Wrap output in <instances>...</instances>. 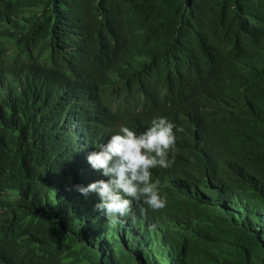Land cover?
<instances>
[{
	"label": "trees",
	"instance_id": "trees-1",
	"mask_svg": "<svg viewBox=\"0 0 264 264\" xmlns=\"http://www.w3.org/2000/svg\"><path fill=\"white\" fill-rule=\"evenodd\" d=\"M158 117L166 207L106 218L87 156ZM0 264H264V0H0Z\"/></svg>",
	"mask_w": 264,
	"mask_h": 264
},
{
	"label": "clouds",
	"instance_id": "clouds-1",
	"mask_svg": "<svg viewBox=\"0 0 264 264\" xmlns=\"http://www.w3.org/2000/svg\"><path fill=\"white\" fill-rule=\"evenodd\" d=\"M152 126L140 135L123 126L107 143L87 156L92 169L107 180L100 179L87 186L75 185L84 196L96 193L100 202L94 210L108 217L133 215V200H143L153 210L166 207L167 199L159 192V184L151 181L154 168H169V153L175 150L176 127L164 117L151 122ZM239 197H242L238 194Z\"/></svg>",
	"mask_w": 264,
	"mask_h": 264
}]
</instances>
